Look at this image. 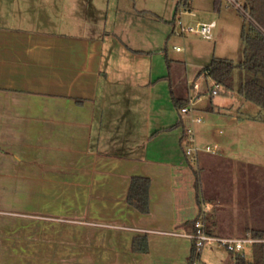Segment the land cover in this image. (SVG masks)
<instances>
[{
    "label": "crops",
    "instance_id": "obj_1",
    "mask_svg": "<svg viewBox=\"0 0 264 264\" xmlns=\"http://www.w3.org/2000/svg\"><path fill=\"white\" fill-rule=\"evenodd\" d=\"M194 1L180 11L195 17ZM92 9L91 0H0V264H190V223L205 207L214 235L264 227L261 193L218 194L216 170L233 184L252 178L241 164L214 166L210 156L227 148L200 151L196 168L171 128L181 117L171 59L164 48L157 65L158 37L142 21L161 16L139 9L109 29ZM194 82L178 95L200 93L190 94ZM212 97L197 110L216 112ZM135 177L151 180L147 213L129 200ZM220 263L233 264L228 251Z\"/></svg>",
    "mask_w": 264,
    "mask_h": 264
},
{
    "label": "rangeland",
    "instance_id": "obj_2",
    "mask_svg": "<svg viewBox=\"0 0 264 264\" xmlns=\"http://www.w3.org/2000/svg\"><path fill=\"white\" fill-rule=\"evenodd\" d=\"M221 1L220 10L216 11L214 9V0H195L193 11L196 16L190 15L188 11L181 8L182 11L177 16L176 24H172L170 21L173 19L177 0H91L92 8L97 9H92L89 14L91 16L94 15L93 17L97 18V20L108 23L109 29H115L116 23L122 17H127L128 13H132L135 10L146 9L160 15L161 20L148 14L146 15L147 18L145 16L142 17L145 18L142 21L149 23L151 32L154 29L158 37V49H155L154 61H156L157 65L161 64L163 54L160 55L159 52L166 48L172 63L175 92L184 96L186 94L187 78L192 80L195 78L200 87L195 90L192 88L190 94L200 91L201 101L197 105V108H200L207 104L211 95L210 88L214 85V81L211 78L206 79L203 74L199 75L201 69L214 57H226L236 62L243 58L241 32L243 24L249 18L246 13L238 10L237 7L228 3L227 0ZM200 19H205L206 21H200ZM180 20L185 26H196L198 23L215 21L217 27L213 30V38L207 39L193 32L181 33L178 25ZM60 28L63 29L65 27L62 26ZM102 28L104 29V26ZM177 48L180 49L178 50ZM212 96L217 111L210 112L198 109L194 114L195 118L200 117L202 119V124H195V136L198 147L205 149L207 146H213L215 142L222 144V146L227 148L228 154L221 159H214V156H210L214 166L221 164L223 167L227 164V166L236 167L241 164V167L244 168L243 171L249 174V177H252L245 185L241 181L233 184L225 177V170H216L219 175L217 182L221 191V193H218L219 196L224 201H229L235 197L239 199L241 195H246L247 199H253L261 193L264 198V120H262L264 110L257 104L246 100L238 92H228L220 88ZM172 107L176 110L174 105ZM233 115L238 117L240 123H233ZM183 117L186 120L188 119L187 115H183ZM179 131L182 132L181 127ZM192 163L198 168V161ZM216 171L214 172L216 173ZM255 173L262 175V180L258 181V184L257 179L253 176ZM200 176L202 186L200 185L199 187L198 184L197 188L201 198L203 195L208 200L210 189L205 181L206 174L201 172ZM262 183L263 185L261 186ZM237 203L238 206L241 204L240 202ZM224 207H226L224 210H227L230 204L224 202ZM239 225L230 223L228 228L237 230ZM251 253L250 247H248L246 252L248 259L251 258ZM226 254L227 250L222 247H206L201 253V258L196 259L195 264H221V258Z\"/></svg>",
    "mask_w": 264,
    "mask_h": 264
},
{
    "label": "trees",
    "instance_id": "obj_3",
    "mask_svg": "<svg viewBox=\"0 0 264 264\" xmlns=\"http://www.w3.org/2000/svg\"><path fill=\"white\" fill-rule=\"evenodd\" d=\"M191 0H181L178 7L188 8ZM244 11L249 20L243 24L241 32L242 55L239 62L230 58L214 57L210 63L205 66L201 73L214 81V86L219 84L228 92H238L246 100L251 101L262 110H264V0H244ZM213 86V88H214ZM211 88L210 93L213 94ZM172 97L175 106L180 112L179 121L172 126V129L182 128V143L191 145L187 128L190 125V119H184L181 114V108L188 104V98L180 97L172 85ZM213 109V107H211ZM264 120V117L263 119ZM150 185L151 180L148 177H135L132 181L129 200L134 207L143 213L149 212L150 209ZM201 203V200H200ZM193 220L190 224L194 231ZM205 230L210 234H216L209 224V217L203 216ZM250 235L254 238L264 239V227L249 225L244 229V237ZM201 253L194 249L190 257V264H194ZM230 260L233 264H264V243H255L252 247L251 258L241 253L229 252Z\"/></svg>",
    "mask_w": 264,
    "mask_h": 264
},
{
    "label": "built area",
    "instance_id": "obj_4",
    "mask_svg": "<svg viewBox=\"0 0 264 264\" xmlns=\"http://www.w3.org/2000/svg\"><path fill=\"white\" fill-rule=\"evenodd\" d=\"M228 3L238 8V10L244 11V1L242 0H227ZM181 13V12H180ZM181 33L193 32L202 35L204 38L212 39L213 38V30L217 26L215 21L213 22H204L198 23L196 26H185L183 22L180 20L178 22ZM180 48H178L179 50ZM200 84L198 82H194L192 84V88L199 89ZM222 88L219 84H216L212 90L213 93L218 92V90ZM189 102L187 105L181 108V114L187 115L191 120V125L187 128V132L189 133V141L192 143L191 145L185 146V153L188 159L191 162H195L198 160V153L202 150L207 152H215L219 148L218 144H214L213 146H207L205 149H201L196 144V136H195V124L201 123L202 119L200 117L195 118L194 114L197 110V105L201 101V96L199 93H196L193 96L188 98ZM207 207L202 209L200 216L194 222V231L188 234L195 243V248L198 253H201L206 247H222L228 252L241 253L246 255L248 247H253L255 243H264V239L254 238L250 235L244 237H225L210 234L205 230V223L203 221V216L205 215Z\"/></svg>",
    "mask_w": 264,
    "mask_h": 264
}]
</instances>
